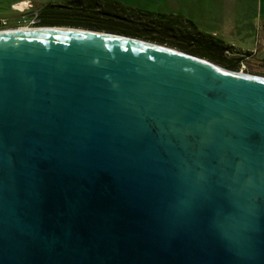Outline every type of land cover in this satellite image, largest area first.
Segmentation results:
<instances>
[{
  "label": "water",
  "instance_id": "1",
  "mask_svg": "<svg viewBox=\"0 0 264 264\" xmlns=\"http://www.w3.org/2000/svg\"><path fill=\"white\" fill-rule=\"evenodd\" d=\"M0 264H264V76L0 30Z\"/></svg>",
  "mask_w": 264,
  "mask_h": 264
},
{
  "label": "rangeland",
  "instance_id": "2",
  "mask_svg": "<svg viewBox=\"0 0 264 264\" xmlns=\"http://www.w3.org/2000/svg\"><path fill=\"white\" fill-rule=\"evenodd\" d=\"M16 0H0V19L5 21V24L2 26L17 28L23 26L25 23H29L30 20L34 16L36 12L39 13V25H41L40 14L44 11V6L36 7L34 4L33 9H25L18 10L12 4ZM35 4H48L50 2L51 12H55L59 15L64 14L63 6L67 5L70 0H32ZM117 1L124 5H130L131 9H143L148 10L150 12H160L166 13L168 15H173L178 17L179 20L182 18H186V15L190 13H196L198 15L201 12L210 11V7L217 8L221 6L223 9H226V3L224 0H113ZM64 2V3H63ZM84 6V5H83ZM105 10L111 12H118L117 8H114L110 3L105 5ZM71 10L70 13L64 14V18H59L60 23L65 24L67 26H79L85 28H94V29H102L97 28L95 24H104L103 30L112 31L111 26L119 25L121 27L133 23L129 22L126 18L136 17V13L131 12L129 10L128 13H123L127 16L120 17V15H110L108 13L105 14H94L91 10L86 8H67ZM135 10V12H136ZM234 15L231 19L235 20V28L232 33V40L234 41L236 47L234 49H230V51L219 54L218 61L212 60L206 55V51L204 48L199 47L198 45H194L190 43V40H186L187 37L183 36L181 33H176L169 31H165L162 27H155L153 29H144L143 33L147 37H139L148 39L151 41L167 44L179 49H182L187 52H191L198 56L210 59L221 66L243 71L245 73L256 74L264 76V0H235V7L233 9ZM117 14V13H116ZM63 16V15H62ZM61 24V25H62ZM206 24L210 28L207 20ZM215 27H216V23ZM59 25V24H58ZM111 25V26H109ZM25 26V25H24ZM34 26V25H33ZM51 26V25H45ZM213 27V26H212ZM213 31V30H211ZM219 31V30H218ZM118 32L119 31H113ZM125 34V33H124ZM130 35V34H128ZM134 36V35H132ZM152 36L155 39H151ZM158 38H164L161 42ZM231 39V38H230Z\"/></svg>",
  "mask_w": 264,
  "mask_h": 264
},
{
  "label": "trees",
  "instance_id": "3",
  "mask_svg": "<svg viewBox=\"0 0 264 264\" xmlns=\"http://www.w3.org/2000/svg\"><path fill=\"white\" fill-rule=\"evenodd\" d=\"M110 3L114 8H117L118 12H111L110 10L107 11L105 10V5ZM84 5V6H83ZM86 5V8L91 10L92 13L94 14H105L108 13L110 15H120V17L127 16L123 13H128L129 10H132L131 12L136 13L135 15L137 18L134 16L133 18L130 17L127 20L131 23L132 25H125L123 27L116 25V26H111L112 31H119L121 33L125 34H130L134 36H139V37H147L150 38L149 36H146L143 33L142 28L144 29H153L155 27H162L169 33V31L176 32V33H181L183 36L187 37V41L190 40V43L194 45H198L199 47L202 46V48L205 49L206 55L211 58L212 60H217L218 61V56L219 54L225 53V51H230V49H234V46L229 45L225 43L223 40L211 35L207 34L197 28L195 23L190 20V19H181L179 20L178 17H175L173 15H168L166 13H161V12H150L148 10H143V9H131L129 6L121 4L117 1L113 0H70L67 5L63 6L66 8L64 10V14L70 13L71 10H68L67 8H81L84 9ZM44 11L42 14H40V19H41V25H61L59 18H64V20L61 21H67L65 20L64 14L57 16L58 14L55 12H51V10H48L51 8V5H46L43 7ZM136 10V12H135ZM117 13V14H116ZM119 17V16H117ZM65 25V24H62ZM97 28H102L104 24H95ZM151 39H157L156 37L154 38L152 36ZM162 42L164 38H158ZM210 43V44H209ZM201 45V46H200Z\"/></svg>",
  "mask_w": 264,
  "mask_h": 264
},
{
  "label": "crops",
  "instance_id": "4",
  "mask_svg": "<svg viewBox=\"0 0 264 264\" xmlns=\"http://www.w3.org/2000/svg\"><path fill=\"white\" fill-rule=\"evenodd\" d=\"M22 2L27 3V4H25L23 8H19V9H24L25 7H28L30 3L34 4L36 7L43 6V5H51L50 2H48V4L47 3L40 4V5L35 4L32 0H16L12 5L14 7H18L17 4L22 3ZM224 2L226 3L225 5L226 9H223L221 6L217 8L210 7L209 8L210 11L208 12L204 11V12L199 13L198 15H196V13H190L189 15H186L185 19L192 20L199 30L207 34H211L223 40L225 43L236 47L234 41L232 40V37H233L232 33L235 28V20L233 21L231 19V17L235 16L234 11H233L235 7V0H224ZM127 6H130V5L127 4ZM206 20L210 28H215V29H209L208 25L206 24ZM214 23H216V27Z\"/></svg>",
  "mask_w": 264,
  "mask_h": 264
},
{
  "label": "built area",
  "instance_id": "5",
  "mask_svg": "<svg viewBox=\"0 0 264 264\" xmlns=\"http://www.w3.org/2000/svg\"><path fill=\"white\" fill-rule=\"evenodd\" d=\"M33 7H34V5L32 4V3H30L29 5H28V7H26V8H24L23 9V11L25 10V9H33ZM34 16H36V17H33L31 20H30V22L29 23H25L23 26H21V27H38V26H36L35 24H38L39 25V13L38 12H36L35 14H34ZM2 24H5V21L3 20V19H0V30H7V29H11L12 27H6V26H2ZM34 25V26H33ZM21 27H17V28H21ZM226 52H228V51H226Z\"/></svg>",
  "mask_w": 264,
  "mask_h": 264
},
{
  "label": "bare ground",
  "instance_id": "6",
  "mask_svg": "<svg viewBox=\"0 0 264 264\" xmlns=\"http://www.w3.org/2000/svg\"><path fill=\"white\" fill-rule=\"evenodd\" d=\"M25 4H27V3H24V2L19 3V4H17L18 7H15V8H17L18 10H23V9H19V8H23V7L25 6ZM25 8H26V7H25ZM22 28L29 29L30 27H22ZM242 72H243V71H242ZM244 73H245V72H244Z\"/></svg>",
  "mask_w": 264,
  "mask_h": 264
},
{
  "label": "flooded vegetation",
  "instance_id": "7",
  "mask_svg": "<svg viewBox=\"0 0 264 264\" xmlns=\"http://www.w3.org/2000/svg\"><path fill=\"white\" fill-rule=\"evenodd\" d=\"M210 44V43H209ZM201 46V45H200Z\"/></svg>",
  "mask_w": 264,
  "mask_h": 264
}]
</instances>
